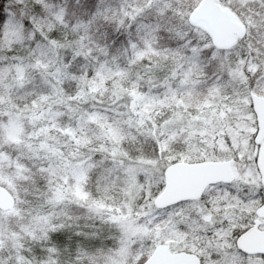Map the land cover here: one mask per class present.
Returning <instances> with one entry per match:
<instances>
[{
  "label": "snow or ice",
  "instance_id": "obj_1",
  "mask_svg": "<svg viewBox=\"0 0 264 264\" xmlns=\"http://www.w3.org/2000/svg\"><path fill=\"white\" fill-rule=\"evenodd\" d=\"M0 264H264V0H2Z\"/></svg>",
  "mask_w": 264,
  "mask_h": 264
},
{
  "label": "trees",
  "instance_id": "obj_2",
  "mask_svg": "<svg viewBox=\"0 0 264 264\" xmlns=\"http://www.w3.org/2000/svg\"><path fill=\"white\" fill-rule=\"evenodd\" d=\"M0 3H2V0H0Z\"/></svg>",
  "mask_w": 264,
  "mask_h": 264
}]
</instances>
